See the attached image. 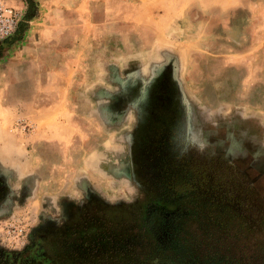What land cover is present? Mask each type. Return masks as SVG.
Listing matches in <instances>:
<instances>
[{
	"label": "rangeland",
	"instance_id": "obj_1",
	"mask_svg": "<svg viewBox=\"0 0 264 264\" xmlns=\"http://www.w3.org/2000/svg\"><path fill=\"white\" fill-rule=\"evenodd\" d=\"M32 19L78 57L37 79L0 44V244L16 222L50 261L24 264H264V0H40ZM86 194L115 211L66 220ZM70 231H98L97 258Z\"/></svg>",
	"mask_w": 264,
	"mask_h": 264
},
{
	"label": "crops",
	"instance_id": "obj_2",
	"mask_svg": "<svg viewBox=\"0 0 264 264\" xmlns=\"http://www.w3.org/2000/svg\"><path fill=\"white\" fill-rule=\"evenodd\" d=\"M39 2L40 0H36ZM10 2L16 6H22L23 3L20 0H10ZM41 4H38V6ZM39 12V10H38ZM40 16L37 17V19ZM36 19V18H35ZM35 19L28 20L25 26V29L22 32L21 37L15 41V43H12L10 47L12 46L15 51L18 52L19 58L23 57V60H29L31 63H33V73L32 77H35L37 79L40 78H50V79H63V78H71L73 76L74 70L76 68H72V62L76 61V56L78 57V54H71V48L70 45H65L64 41L60 38H57L55 36L56 31L50 35V32H53L55 27L52 25H45L42 21H36ZM56 28H64L63 24H61V27ZM59 30V29H58ZM48 34V36L46 34ZM40 34H45V36H40ZM15 44V45H14ZM44 55L47 58H49L48 63L49 66H47L46 69H42L41 66H36L34 63H39L44 60H42L41 56ZM103 73V70H101ZM114 72V71H113ZM115 74V73H114ZM111 72V77L115 78V75ZM103 75L101 74V77ZM107 75H105L103 78H105ZM114 81V79H113ZM42 85H44L43 88L52 89L51 84L46 86V82H42ZM101 86V85H99ZM64 87L62 84L55 85L54 88L61 90L60 88ZM98 88V86L96 87ZM100 88V87H99ZM101 89H103V86H101ZM103 104V103H101ZM49 108V107H47ZM45 108V109H47Z\"/></svg>",
	"mask_w": 264,
	"mask_h": 264
},
{
	"label": "flooded vegetation",
	"instance_id": "obj_3",
	"mask_svg": "<svg viewBox=\"0 0 264 264\" xmlns=\"http://www.w3.org/2000/svg\"><path fill=\"white\" fill-rule=\"evenodd\" d=\"M8 177H9L8 172L0 170V193L3 189H5V182ZM105 206L110 208L109 210L111 212L115 211V203L105 204L102 199L93 197L91 194H86L83 197V199L78 201V203H74V205H72V208L68 210L67 214L64 216L66 220H72L73 218L80 215L87 217V219L90 222H93L94 220L98 221L99 218L104 213V210H106L104 209ZM162 214L163 212L161 213L160 211H157L155 209H152L148 212V217H147L149 221L148 223L153 233L164 229L163 227H164L165 219ZM70 234L72 235V238L77 237L78 240L80 239V241H77V243L73 247L76 248L77 246L79 247V251H84L86 256L84 255L83 256L85 257L86 260L90 255L95 256L97 258L98 255L97 251L102 242V237H101L102 235L101 234L97 235L98 231H96L95 233L92 231V234H94L93 238L95 239H91V241H94L93 242L94 244L91 241L89 243H86L85 241L82 240L84 237L83 232H80L78 236H76V232L70 231ZM30 241L31 242L33 241V237L31 235V231H27L25 235L24 243L17 249L8 250L0 244V259L1 261H4L3 264H6V262L7 264L30 263L33 259L48 262L49 259L45 256L42 247L38 243H36L35 248L32 249L29 243ZM83 256L81 257L82 260L84 259Z\"/></svg>",
	"mask_w": 264,
	"mask_h": 264
},
{
	"label": "built area",
	"instance_id": "obj_4",
	"mask_svg": "<svg viewBox=\"0 0 264 264\" xmlns=\"http://www.w3.org/2000/svg\"><path fill=\"white\" fill-rule=\"evenodd\" d=\"M23 7L16 6L10 0H0V44L8 39L22 20ZM26 125H22L24 128ZM24 224L10 222L4 227L5 245L12 248L20 247L25 240L26 228Z\"/></svg>",
	"mask_w": 264,
	"mask_h": 264
},
{
	"label": "trees",
	"instance_id": "obj_5",
	"mask_svg": "<svg viewBox=\"0 0 264 264\" xmlns=\"http://www.w3.org/2000/svg\"><path fill=\"white\" fill-rule=\"evenodd\" d=\"M25 4V11L23 12L22 20L19 22L16 30L8 39L4 40L2 43H9L18 40L23 30L25 29L26 22L37 14V1L36 0H22Z\"/></svg>",
	"mask_w": 264,
	"mask_h": 264
}]
</instances>
